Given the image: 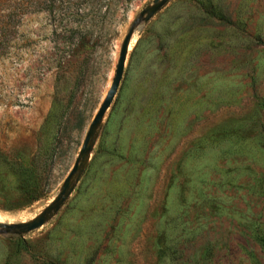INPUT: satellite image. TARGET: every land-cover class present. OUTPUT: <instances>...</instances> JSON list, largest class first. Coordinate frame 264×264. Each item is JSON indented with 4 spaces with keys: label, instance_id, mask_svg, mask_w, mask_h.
<instances>
[{
    "label": "rangeland",
    "instance_id": "374dc122",
    "mask_svg": "<svg viewBox=\"0 0 264 264\" xmlns=\"http://www.w3.org/2000/svg\"><path fill=\"white\" fill-rule=\"evenodd\" d=\"M26 1L0 0V264H264V0H168L134 32L79 180L20 236L2 224L60 192L153 2L99 0L74 33ZM32 160L36 181L19 166Z\"/></svg>",
    "mask_w": 264,
    "mask_h": 264
},
{
    "label": "water",
    "instance_id": "95a60500",
    "mask_svg": "<svg viewBox=\"0 0 264 264\" xmlns=\"http://www.w3.org/2000/svg\"><path fill=\"white\" fill-rule=\"evenodd\" d=\"M168 0H153L152 4L144 8L139 16L132 22L127 33L125 34L122 43L119 48L118 58L114 68V74L110 83V86L100 103L99 108L93 115L91 121L88 124L81 148L78 152L77 158L65 177L60 192L56 197L50 202L37 216L30 220L6 223L2 224L8 230L12 229L20 236L25 232H29L33 229L40 227L46 220H48L60 207L62 202L67 198L73 189L75 181L79 180L80 174L82 172L83 166L88 160V156L92 150L95 142V137L98 128L101 125L103 116L110 106L114 95L118 89L123 69L130 45V41L134 35V32L140 31L147 21L167 2Z\"/></svg>",
    "mask_w": 264,
    "mask_h": 264
},
{
    "label": "trees",
    "instance_id": "16d2710c",
    "mask_svg": "<svg viewBox=\"0 0 264 264\" xmlns=\"http://www.w3.org/2000/svg\"><path fill=\"white\" fill-rule=\"evenodd\" d=\"M78 1L77 0H27L26 1V9L28 12H33V11H46L48 12L54 19L57 18V16H66L67 22L71 23V21L74 20V18L76 16H86L88 11L90 12V14H92L93 12H96V8L97 5L99 3V0H82L80 2V6H76V10H74L72 8L73 5L77 4ZM85 4L89 5V8H87L88 6H83ZM87 9V10H86ZM219 10H216V8H214V6H210V10H208V13L210 15H212V17L217 18V19H226L225 15L222 14L221 12H217ZM219 13V14H217ZM224 15V16H222ZM94 18V14L91 15V17L89 18L90 20H92ZM59 23H56L54 25V31H57V26H59ZM60 30H66V29H72L74 30L73 32H76V29H78V27L76 26L74 28L73 23H71V26H65V25H60ZM86 24H83L82 27H86ZM78 32V31H77ZM88 38V39H87ZM89 40V35L87 30H84L83 32H80V34H78L75 39L71 42V46L73 47L74 52H79L82 51L88 43ZM62 61V60H60ZM58 61L57 66L62 69V62ZM60 72L59 70L57 71V75L59 76ZM259 105L264 109V97L260 98L259 100ZM20 167L24 168L26 172L30 173V174H26V180L28 181H36L37 179V175L34 169V163L33 160L26 162V167H23L21 165H19ZM29 184V188L26 189V202L30 203L36 199H38L40 197V193L38 191V189L36 188V186H31L33 184V182H28ZM254 240L256 242H258V244L264 249V233L260 230H256L254 232V236H253Z\"/></svg>",
    "mask_w": 264,
    "mask_h": 264
}]
</instances>
